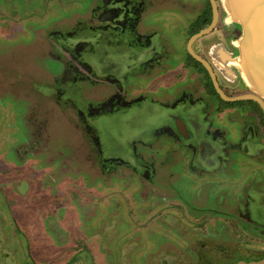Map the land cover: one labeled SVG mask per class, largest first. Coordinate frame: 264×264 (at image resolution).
Masks as SVG:
<instances>
[{
	"label": "flooded vegetation",
	"instance_id": "1",
	"mask_svg": "<svg viewBox=\"0 0 264 264\" xmlns=\"http://www.w3.org/2000/svg\"><path fill=\"white\" fill-rule=\"evenodd\" d=\"M46 1L37 0L42 6L23 40L18 33L31 15L26 17L24 5L11 3L15 17H6V38H0L28 45L34 36L44 46L60 72L49 75L54 85L43 90L59 114V126L44 119L40 129L16 141L28 143L26 152L37 148L35 141L41 146L53 141V154L40 152L54 160L55 173L68 172V185L75 191L82 186L89 198L99 185L97 193L111 200L118 217L104 223L107 230L116 232L126 220L119 208L137 199L126 212L140 219L130 217L127 224L143 234L138 241H153L144 243V250L152 248L147 264H182L179 258L193 259L191 264L264 259V96L242 77L237 45L242 28L227 20L222 0H91L86 15L82 8L70 17L61 15L65 2L49 0L47 6H54L47 12ZM243 95L251 97L239 98ZM115 116L126 127L138 125L133 135L120 133L112 141L128 149L129 156L108 153L101 138L99 122ZM142 118L146 122L140 126ZM19 146L13 152L17 161ZM83 178L92 185H84ZM55 179L57 187L64 182ZM67 200L54 211L64 232L68 218L77 214V208L68 213L76 197ZM95 232L103 251L106 239ZM80 251L92 255L89 249Z\"/></svg>",
	"mask_w": 264,
	"mask_h": 264
},
{
	"label": "rangeland",
	"instance_id": "2",
	"mask_svg": "<svg viewBox=\"0 0 264 264\" xmlns=\"http://www.w3.org/2000/svg\"><path fill=\"white\" fill-rule=\"evenodd\" d=\"M48 2L49 0L46 1L47 12L54 6V4L47 6ZM63 2L67 8L64 9V12L61 11V15L65 17H70L72 12L82 8L84 10L80 11H84L83 14L86 15L91 5V0L54 1V3L60 4ZM11 3L12 5H16V3L24 5L28 12L26 17L31 15L28 18L29 25L27 23L28 26L26 25L24 31L18 33L20 39L23 40L22 38L28 34L27 30L32 32L30 25L35 26L34 20L38 15L37 10H39L40 4L37 3V0H0V37L4 39L6 37L2 34L4 33L2 30L7 27L6 17H15L13 15L15 11L10 12ZM73 4L79 9L71 11ZM68 14L69 16H67ZM14 34L17 35L15 32ZM32 38L34 40V36ZM32 40L27 43L28 45H20L21 43L7 44L0 38V264H147L146 260H150L152 257V248L149 251L144 250V243L150 245L153 241L142 239L138 241V237H142L143 234L139 235L140 231L137 232L134 225H130L131 221H127L131 219L130 217L140 219L139 216H135V213L129 217L126 212L128 208L137 205V199H134V205L133 201H130L126 208H119L118 211L126 220L117 224L116 232L107 230L104 223H108L110 219L111 222L117 221L118 217L116 213L112 214L114 212L112 210L115 208L111 204V200L107 202L108 198L101 197V191L97 193L96 189L99 185L92 189L91 198H89V194L85 193L87 190L82 186L75 191V187L68 185V172H64L62 176L55 173L54 160H50L47 154H44L45 152L50 154L55 152L53 141L48 143L49 146H46L45 143H43L44 146H41L42 142L39 144L35 141L37 148L31 150L29 147L28 152L25 151V146H28V143H25L24 139L20 142L16 141L22 139L25 133L28 134L30 129L31 131L40 129L44 119L51 118L50 125L53 128L59 126L57 121L59 114L55 113L54 107L42 93V88L50 91L51 89L47 87L54 85L50 80V74L59 76L60 72L56 66L50 63L47 51L39 40ZM4 49L8 51L3 52ZM39 70H42L41 74ZM62 70L64 71V67L61 69V73ZM119 120L120 118L116 116L110 120H101L99 130L108 153H118L119 155L123 151L122 155H125L127 150L123 147L120 149L117 144L113 143V138L126 131L130 132L123 134H132L134 130L132 127L122 125L123 122ZM142 121L143 124H141ZM145 122V119L142 118L139 124L144 125ZM48 125L49 123H47V127ZM58 129L60 128L55 131ZM58 137H56L57 140L55 139L57 144ZM18 143L21 151L19 150L20 158L17 161L13 152L17 149ZM40 149H43L44 153L40 152ZM47 173L53 175L48 176ZM59 177L64 182L61 181L62 185L57 187L55 178ZM78 178H82V176ZM82 182L87 187L92 185L89 178L86 180L83 178ZM88 191L90 192V189ZM130 191L128 189L126 192ZM61 192L63 193L60 194ZM108 197L110 198V196ZM69 198H73V201L77 203L73 204L68 213H75L77 208V214L72 221L68 218V222L71 223L66 227L67 232H64L59 227V213H54V211L60 201H64L66 204L69 202L67 200ZM117 199L121 200L120 195ZM92 200L94 201L92 202ZM81 202L82 204H79ZM141 218L143 220L146 217ZM43 224L46 227L44 232L42 231ZM153 226L155 225H150L149 229H153ZM115 227L112 225V228ZM95 231H99L97 235L101 233L102 237L106 239L103 241L104 254L100 243H98L99 239L95 236ZM108 232H110L111 238H108ZM93 236H95L94 239H92ZM88 239H92V241L89 243ZM83 248L89 249L92 255H86L87 252L82 253L80 249L83 250ZM77 250L79 251L77 252ZM158 250L159 248L156 247L154 252ZM179 257H182V254ZM179 259L182 264H191L194 261L193 259H190L191 262L185 258Z\"/></svg>",
	"mask_w": 264,
	"mask_h": 264
},
{
	"label": "water",
	"instance_id": "3",
	"mask_svg": "<svg viewBox=\"0 0 264 264\" xmlns=\"http://www.w3.org/2000/svg\"><path fill=\"white\" fill-rule=\"evenodd\" d=\"M228 21L238 23L242 33L237 41L240 50L238 66L250 89L264 96V0H222ZM223 95V93H222ZM224 98L226 96L223 95ZM243 95L239 98H248ZM262 104L260 98L254 97ZM238 264H264L242 261Z\"/></svg>",
	"mask_w": 264,
	"mask_h": 264
},
{
	"label": "bare ground",
	"instance_id": "4",
	"mask_svg": "<svg viewBox=\"0 0 264 264\" xmlns=\"http://www.w3.org/2000/svg\"><path fill=\"white\" fill-rule=\"evenodd\" d=\"M79 35H80V34H79ZM85 36H86V35H85ZM72 37H74V36H72ZM75 37H77V36H75ZM66 38H67V37H66ZM55 40H56V39H55ZM59 40L63 41L62 39H59ZM65 40H66V39H65ZM71 41H72V40H71ZM75 41H76V40H75ZM75 41H74V42H75ZM64 42H65V41H64ZM64 42H63V43H64ZM81 42H84V41L81 40ZM85 42H86V40H85ZM58 43H59V42H58ZM66 44H67V43H66ZM68 45H69V44H68ZM70 46H71V45H70ZM73 46H74V45H73ZM68 47H69V46H68ZM114 47H115V46H114ZM70 48H72V47H70ZM112 48H113V46H112ZM118 48H119V47H117V49H118ZM132 48H133V47H132ZM113 49H114V48H113ZM111 51H114V50H111ZM111 51H110V52H111ZM121 51H122V50H121ZM127 51H128V50H127ZM134 51H135V50H134ZM116 52H118V51H116ZM116 52H115L114 54H118V53H116ZM128 52H129L128 54H130V51H128ZM79 53H80V52H79ZM137 53H138V52H137ZM119 54H120V52H119ZM128 54H127V55H128ZM82 55H83V54H82ZM112 55H113V54H112ZM103 56H104V55H103ZM130 56H131V55H129V57H130ZM80 57H82V56H80ZM80 57H79V58H80ZM79 58H78V59H79ZM102 59H103V58H102ZM132 60H133V59H132ZM91 61H92V59H91ZM111 61H112V60H111ZM111 61H109V62L112 63ZM89 62H90V61H89ZM90 63H91V62H90ZM92 63H93V62H92ZM96 63H97V62H96ZM110 63H109V64H110ZM116 63H117V62H116ZM118 63H119V62H118ZM124 63L127 64V62H124ZM99 64H101V63H99ZM129 64H132V63H129ZM102 65H103V64H102ZM98 66H99V65H98ZM125 66H127V65H125ZM122 68H123V67H122ZM126 68H127V67H126ZM128 70H130V69H128ZM121 74H123V73L121 72ZM102 75H103V74H102ZM119 75H120V74H119ZM119 75H118V76H119ZM41 88H42V87H41ZM74 88H75V87H74ZM67 89H68V88H67ZM52 90H53V89H52ZM42 91H43V88H42ZM45 91H46V89H45ZM68 91H69V90H68ZM70 92H72L71 89H70ZM73 92H74V91H73ZM43 93H45V92H43ZM71 94H72V93H71ZM64 95H66V93H64ZM73 95H74V94H73ZM49 96H50V95H49ZM53 97H54V96H53ZM71 100H72V98H71ZM62 101H63V100H62ZM62 101H61V102H62ZM61 102H60V103H61ZM64 102H65V101H64ZM69 104H70V103H69ZM69 104H67V105H69ZM65 105H66V104H65ZM78 106H79V105H78ZM146 106H147V105H146ZM79 107H80V106H79ZM134 107H135V106H134ZM136 107H137V106H136ZM153 107H154V106H153ZM155 107H156V106H155ZM80 108H81V107H80ZM141 108H143V107H141ZM144 108H145V107H144ZM144 108H143V109H144ZM157 108H158V107H157ZM119 109H120V107H119ZM131 109H132V108H131ZM155 109H156V108H155ZM79 110H80V109H79ZM153 110H154V108H153ZM81 111H82V110H81ZM103 111H104V110H103ZM144 111H145V110H144ZM144 111H142V112H144ZM156 111H158V110L156 109ZM126 112H127V111H126ZM137 112H138V111H137ZM163 112H164V111H163ZM197 112H199V111H197ZM134 113H135V112H134ZM134 113H133V114H134ZM138 113H139V112H138ZM138 113H137V114H138ZM165 113H166V112H165ZM181 113H182V112H181ZM85 114H86V112H85ZM115 114H116V113H115ZM130 114H131V112H130ZM130 114H129V116H130ZM133 114H132V115H133ZM137 114H134V115H137ZM141 114H142V113H141ZM141 114H140V115H141ZM163 114H164V113H163ZM193 114H194V113H193ZM193 114H192V115H193ZM102 115H103V114H102ZM132 115H131V116H132ZM140 115H138V116H140ZM197 115H198V114H197ZM106 116H107V115H106ZM138 116H137L136 119L139 118ZM143 116H144V114H143ZM95 117H96V116H95ZM95 117H94L93 119H95ZM97 117H98V116H97ZM97 117H96V118H97ZM109 117H110V116H109ZM134 117H135V116H134ZM124 118H126V117H124ZM124 118H123V119H124ZM128 119H130V117H129ZM91 121H92V120H91ZM121 121H122V120H121ZM151 122H152V121H151ZM136 123H137V122H136ZM153 123H154V122H153ZM155 123H156V122H155ZM93 124H95V122H94ZM108 124H109V122H108ZM126 124H127V123H126ZM188 124H189V123H188ZM201 125H202V124H201ZM91 126H92V125H91ZM135 126H136V125H135ZM137 126H138V125H137ZM137 126H136V128H137ZM140 126H141V125H140ZM188 126H189V125H188ZM119 127H121V126H119ZM133 127H134V126H133ZM133 127H132V128H133ZM122 128H123V126H122ZM142 128H143V127H142ZM142 128H141V129H142ZM145 128H149V127H145ZM145 128H144V129H145ZM189 128H190V126H189ZM118 130H119V129H118ZM130 130H131V128H130ZM149 130H150V129H149ZM134 131L136 132V131H138V130H137V129H136V130L134 129ZM147 131H148V130H147ZM126 132H127V131H126ZM126 132H123V133H126ZM129 132H130V131H129ZM129 132H127V133H129ZM131 132H132V131H131ZM135 132H134V133H135ZM127 133H126V134H127ZM126 134H125V135H126ZM132 135H133V133H132ZM138 135H139V134H138ZM140 136H141V135H140ZM129 137H130V136H129ZM134 137H135V136H134ZM146 137H147V136H146ZM126 138H127V137H126ZM130 138H133V137H130ZM138 138H139V137H138ZM120 139H121V138H120ZM140 139H142V138H140ZM129 140H131V139H129ZM143 140H145V137H144ZM122 141H125V140H122ZM126 143H127V142H126ZM125 145H126V144H125ZM118 147H119V146H118ZM119 148H121V147H119ZM123 148H124V147H123ZM130 149H131V148H130ZM127 150H128V149H127ZM117 152H118V151H117ZM117 152H116V153H117ZM122 152H123V151H122ZM122 152H120L121 155H122ZM129 152H130V151H129ZM120 153H119V154H120ZM127 153H128V152H127ZM130 153H131V152H130ZM124 154H125V153H124ZM131 154H132V153H131ZM114 155H116V154H114ZM117 155H118V153H117ZM126 155H128V154H126ZM119 156H120V155H119ZM128 156H129V155H128ZM132 156H133V155H132ZM122 157H123V155H122ZM124 159H126V158H124ZM133 159H134V158H133Z\"/></svg>",
	"mask_w": 264,
	"mask_h": 264
}]
</instances>
